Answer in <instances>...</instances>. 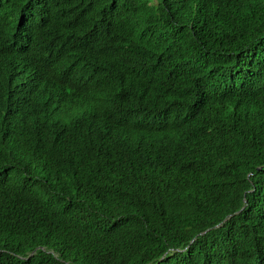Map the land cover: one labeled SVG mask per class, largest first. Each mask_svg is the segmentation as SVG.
I'll return each mask as SVG.
<instances>
[{"label": "trees", "instance_id": "1", "mask_svg": "<svg viewBox=\"0 0 264 264\" xmlns=\"http://www.w3.org/2000/svg\"><path fill=\"white\" fill-rule=\"evenodd\" d=\"M0 264H264V0H0Z\"/></svg>", "mask_w": 264, "mask_h": 264}, {"label": "water", "instance_id": "2", "mask_svg": "<svg viewBox=\"0 0 264 264\" xmlns=\"http://www.w3.org/2000/svg\"><path fill=\"white\" fill-rule=\"evenodd\" d=\"M230 217H231V216H230ZM227 220H229V218H228V219H226V220H225V222H226Z\"/></svg>", "mask_w": 264, "mask_h": 264}]
</instances>
